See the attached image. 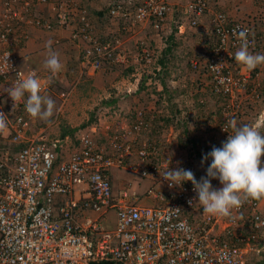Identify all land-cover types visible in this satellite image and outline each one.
<instances>
[{
  "label": "built area",
  "instance_id": "1",
  "mask_svg": "<svg viewBox=\"0 0 264 264\" xmlns=\"http://www.w3.org/2000/svg\"><path fill=\"white\" fill-rule=\"evenodd\" d=\"M212 2L187 0L178 9L173 0H107L104 14L126 33L150 28L158 34L176 10L183 20L175 35L206 23L202 53L189 66L195 85L219 101L217 124L202 138L209 152L232 134L238 116L264 103V64L249 72L234 59L241 31L250 52L264 53V0L243 16L214 9ZM95 23L78 0H0V112L7 119L0 129V264H264V198L244 201L227 217L212 216L202 210L191 182L169 187L167 167L189 169L199 180L200 159L195 148H169L167 124L156 123L155 108L146 116L137 110L132 123L105 124L102 136L93 127L75 138H50L35 130L23 102L12 101L10 89L31 73L44 91L48 87L44 74L19 65L17 49L34 29L67 30L91 73L104 63L127 62ZM144 44L135 62L151 66L145 84L161 89L163 67L150 49L158 45ZM114 168L135 173L147 186L141 193L125 183L115 190Z\"/></svg>",
  "mask_w": 264,
  "mask_h": 264
},
{
  "label": "rangeland",
  "instance_id": "2",
  "mask_svg": "<svg viewBox=\"0 0 264 264\" xmlns=\"http://www.w3.org/2000/svg\"><path fill=\"white\" fill-rule=\"evenodd\" d=\"M186 1L178 0L175 8L178 7L179 9ZM240 1L244 0H235L234 3L237 2L235 5H239ZM247 1L245 0L243 3V8ZM250 3H253L256 7L261 5L259 0H249L248 5ZM81 4L89 6L83 0L80 1ZM211 6L214 9L221 8L227 13L229 12L228 7L221 4L220 0H213ZM91 11L96 12L97 9L91 8ZM181 19L183 20L181 12L174 11L167 26L165 25L164 29L157 34V32L151 31L150 28L137 29L134 33H126L113 26L107 18H98L95 27L100 36L104 37L102 35H106L107 39H111L113 46L116 48L114 53H120V56H125L128 61H119L110 65L104 63L98 70V74L93 76H89L85 71L82 70L81 72V69L77 68V72L73 73L71 78L72 82L66 85L60 86L59 81L52 78L48 89L43 94L50 96L55 101V109L52 117L37 121L35 130L44 129V133L48 134L50 138H59L64 129L71 128L70 124H73V128L84 129L100 117L102 121L110 122L111 120L115 125L120 126L131 121L132 113L139 106L151 110L157 108L161 113V121L167 124L165 137L172 142L169 144V148L174 149L175 152L179 150L189 152L191 150L190 142L203 138L213 129L212 126L217 124L219 101L208 92H202L201 88L195 85L196 74L191 71L189 66L190 60L202 53L200 51L201 46L206 39L203 24L206 26V23L187 29V32L182 36H176L175 38L171 35L173 37L170 39L169 32L173 33L176 30V23ZM149 41L152 46L154 44L158 45V47L150 48L158 55L157 62H159L166 45H173L172 50L165 55L164 59V62H166L163 66L164 73H162V79L165 80L164 91L162 94L157 93V85L151 83L148 86H140V95L133 96L132 94L128 97L120 93V90L124 92L128 83L134 81L135 78L138 82L141 78H146L147 71L151 69V66L141 68L138 62H135V55L140 54L142 48L146 47L144 42ZM143 70L146 71L145 74ZM134 82L135 87L136 81ZM71 90L74 92L70 93ZM67 93H70L69 96H60ZM195 94H197L196 99ZM65 98L67 100L63 102ZM196 100L203 101V105H197L194 102ZM255 104L254 110H246L244 115L235 119L234 124L237 126L249 124L253 127L260 125V131L264 133V114L259 116L264 103ZM166 118L168 121H165ZM185 125L187 132L184 130ZM206 127L212 128L206 131ZM197 147L202 148V145L200 146L199 143ZM198 168L200 176H204L206 168L202 165H198ZM118 171L120 170L113 169L115 190L120 189L121 184L125 182H129L127 188L130 192L136 190L141 193L143 188L147 186L148 182L146 180L137 179L133 173L125 171L118 173ZM111 215L110 212L109 216L111 217ZM113 226L114 224L110 221L108 227L112 228Z\"/></svg>",
  "mask_w": 264,
  "mask_h": 264
},
{
  "label": "clouds",
  "instance_id": "3",
  "mask_svg": "<svg viewBox=\"0 0 264 264\" xmlns=\"http://www.w3.org/2000/svg\"><path fill=\"white\" fill-rule=\"evenodd\" d=\"M80 1L81 0H79V3ZM85 7L88 9L92 17L98 20L99 17L95 15V12L93 11L94 13L92 14L91 9L88 8L89 6ZM101 9L105 10V6ZM104 14L105 13L103 12L101 18H104ZM175 31L173 33L171 32L170 34H173L175 38L176 36H182L175 35ZM239 36L241 38V46L239 50L235 52L234 59L238 63L244 65L245 68L251 72L256 69L257 66L264 64V53L254 54L249 51L247 44V33L245 31H241ZM44 66L53 75L60 72L63 68V65L59 59V54L49 50L47 58L44 62ZM81 69L89 76H93L94 73L98 72L97 70L89 73V71H91L90 69H83V67ZM36 70L39 71L38 69ZM41 73L44 74V72ZM43 76L48 80L49 87V83L52 78H49L45 74ZM134 81H136V78ZM134 81H130V83H128V86H126L124 92H122V90L119 92L128 97L132 96V94L133 96L140 95V86L146 85V78H141L140 82H138L137 86L135 87ZM157 81L161 84V89L156 87V91L157 93H162L164 87L159 78ZM149 85H151V83ZM154 85L156 86L157 84ZM44 88L45 85L41 82L40 78L35 73H31L17 81L10 89L8 94L12 101H15L17 104L23 102L26 112L31 117L46 120L53 115L55 101L50 96L43 94L46 92L44 91ZM128 88H130L129 92L127 91ZM61 96H69V93L66 95L62 94ZM148 109L150 108L146 109L140 106L137 107L132 113L133 115L131 116V121L126 123H132L135 120L137 110H141L144 116H146L149 111ZM156 111L158 112L156 121L157 123L161 121L159 117L161 113L160 110H157V108ZM105 121L106 120L102 121L99 117L95 122L91 123L86 128H77V130L72 135L70 133H66L64 136L75 138L76 133L90 134V129L93 127H96L99 132L98 135L102 136L104 125L114 124L111 120L110 122ZM6 126V116L3 112H0V129L5 128ZM260 127V125L253 127L249 124H244L241 126L233 124L232 134L228 135L227 139L222 142L220 147H213L210 152V149L208 150V148L203 145L202 138L199 137L200 139L196 140L195 142H190L189 146L191 149H196L197 157L200 159L197 165H202L205 167L206 174L204 176H200L197 170V175L199 178V180H197L194 173L189 169H184L182 167L171 169L167 167L164 171L163 179L168 182L169 187H182L185 182H191L193 189L196 192L197 200L202 205V210L212 216L219 215L222 217H227L231 214L232 209L240 207L244 201L248 199L259 200L264 198V162L261 161V158H264V133L260 131ZM183 135L184 134L182 133V136ZM64 136L61 135L59 138H63ZM199 143L200 146L202 145V148L197 147ZM114 169L120 170L121 172L125 171L133 173L124 168ZM120 171H118V173H120ZM133 175L139 179L138 175L135 173H133ZM212 179L214 180L211 181ZM112 184L114 187L113 169ZM123 184L124 183H122L121 186ZM127 185H129V182H125L126 187ZM178 227L181 230L190 231L185 223L179 224Z\"/></svg>",
  "mask_w": 264,
  "mask_h": 264
},
{
  "label": "crops",
  "instance_id": "4",
  "mask_svg": "<svg viewBox=\"0 0 264 264\" xmlns=\"http://www.w3.org/2000/svg\"><path fill=\"white\" fill-rule=\"evenodd\" d=\"M90 6V9H101L105 6L104 0H83ZM178 0H173V3H177ZM235 0H220L221 4H225L228 7V11L233 16H243L249 11L255 10L257 7L250 3L248 5L242 7L244 1H240L239 5H235ZM240 9V10H239ZM96 11V12H97ZM51 9L47 8L46 14L50 13ZM95 12V15L98 13ZM94 12H92L93 14ZM68 31L67 30H54V31H44V30H37L34 29L30 32L29 38L27 41L22 44L20 48L17 49V54L19 56V65L23 68H35L41 72H44L49 78H54L53 80L57 79L59 81V85H66L67 83H71V78L73 73L77 72V68L81 69L82 65L78 55V50L76 46L68 40ZM57 38L60 39V42H56ZM50 44V49H49ZM49 50L56 52L59 54V59L63 65V68L60 72L53 75L50 71L45 68L44 62L47 58ZM164 69V68H163ZM82 72V69H81ZM91 73V71H89ZM98 72L94 73L97 75ZM196 84V82H195ZM74 91L71 90L70 93ZM62 93V92H61ZM60 93V94H61ZM69 93V94H70ZM162 94V93H161ZM61 96V95H60ZM67 99H65L66 101ZM64 102V100H63ZM36 124L39 118H35ZM70 127L73 128V124H70Z\"/></svg>",
  "mask_w": 264,
  "mask_h": 264
},
{
  "label": "trees",
  "instance_id": "5",
  "mask_svg": "<svg viewBox=\"0 0 264 264\" xmlns=\"http://www.w3.org/2000/svg\"><path fill=\"white\" fill-rule=\"evenodd\" d=\"M103 12L105 13V10H102V9H100L99 11H97L96 13H98L96 16L97 17H99V18H101V16H102V14H103ZM171 35H173V34H170V39H171V37H173V36H171ZM172 48H173V45H168V46H166L165 48H164V50L162 51V56H161V58H160V60H159V64L161 65V66H164L165 65V63L166 62H164V59H165V55L167 54V53H169L171 50H172ZM162 73H164V69H162L161 70V72H159L157 75H158V78L160 79V81H161V83H162V85H163V87L165 88V80L164 79H162ZM162 91H164V90H162ZM198 94H199V92H198ZM208 94H210V95H212L211 93H210V91L208 92ZM213 96V95H212ZM197 98V94H195V99ZM197 105H199V106H202L203 104V101H194ZM217 112H219V111H217ZM160 117V116H159ZM158 117V118H159ZM165 121H168L167 120V118H166V120ZM213 127V126H212ZM212 127H206L205 128V130L206 131H209ZM77 130V128H70V129H64L63 131H62V136H64L66 133H70L71 135L75 132ZM184 130H185V132H187L186 131V125H185V128H184ZM208 150H209V148H208ZM210 159V158H209ZM210 162H211V160H210Z\"/></svg>",
  "mask_w": 264,
  "mask_h": 264
}]
</instances>
